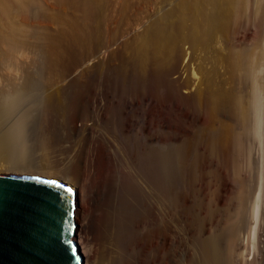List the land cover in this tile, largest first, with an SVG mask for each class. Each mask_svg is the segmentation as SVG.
I'll return each mask as SVG.
<instances>
[{"label": "bare ground", "instance_id": "obj_1", "mask_svg": "<svg viewBox=\"0 0 264 264\" xmlns=\"http://www.w3.org/2000/svg\"><path fill=\"white\" fill-rule=\"evenodd\" d=\"M263 119L264 0H0V173L75 192L81 264H264Z\"/></svg>", "mask_w": 264, "mask_h": 264}, {"label": "water", "instance_id": "obj_2", "mask_svg": "<svg viewBox=\"0 0 264 264\" xmlns=\"http://www.w3.org/2000/svg\"><path fill=\"white\" fill-rule=\"evenodd\" d=\"M49 181L0 173V264H81L71 238L75 192Z\"/></svg>", "mask_w": 264, "mask_h": 264}, {"label": "rangeland", "instance_id": "obj_3", "mask_svg": "<svg viewBox=\"0 0 264 264\" xmlns=\"http://www.w3.org/2000/svg\"><path fill=\"white\" fill-rule=\"evenodd\" d=\"M249 31H250V32H249ZM249 31H248V34H249V35L247 34V37L245 38V41H244V42H246V43L249 41V39H250V37H251L250 33H251L252 31H251V30H249ZM131 32H132V31H127V33L124 34V38H125L126 36H128ZM113 47H114V45H113ZM110 49H111V47H108L107 49H105L106 51H105V50L103 51V53H102L103 57H104V56L106 57V54L109 52ZM107 50H108V51H107ZM95 73H97L95 70L91 71V75L94 74V76H95ZM192 103H193V104H191V105H195V106L197 107V108H196V107L194 108L193 106H192V107L190 106V108H193V109H191V110H193V112H194V109H195V110H196V109L199 110V111L197 110L198 112L196 111L197 113L200 112V109H201V111H202L203 108H201V107L198 108V105H196V103H194V102H192ZM196 112H195V113H196ZM202 112H204V111H202ZM202 112H200V113H202ZM197 113H196V114H197ZM200 113H199V114H200ZM201 115H202V114H201ZM199 116H200V115H199ZM199 120H200V119H199ZM199 120H195V122H194V123L196 124V128H195L194 123H192V125L189 124V125L192 126V127L189 126V128H190L191 130H190L189 128H187V127H188V124H187V127H185L184 129H185V130L188 129V130H186L185 133L183 132L184 135H186V136H184V135L182 136V134H181V137H185V138H187V140H190V139L193 137L194 141H195L196 138H197V140H198V143H197V144H199L198 147L201 146V149H202V148L204 149V147H202V146H204L205 144H207V146H208V144L210 143V144H209L210 146H208V147H210V148H208V149H210L211 151H210V150L208 151L207 146H206V149H207V150H206V149H204V150L207 151V153H206L203 149H202L201 152H200V153H201V156H203V154L205 153V154H204V158H205V160H204V158L202 157L201 162H202V160H204L203 163L205 164V166L203 165V168L205 169V173L207 172L206 174L204 173V176L206 177L207 174L209 175V173H211V172L214 171V170L212 171V169L210 168V166H209L208 169H207L206 164H207V162L210 163V162L212 161V158H213V159H214L215 157L217 158V154H216L217 151H216V149H214L216 152H214V151L212 150V147L215 148V147L211 144L212 142L209 141V143H205V142H207L206 140L209 139V137H210V135L207 136L208 133H206V135H205V132H207V131H205V132L203 131V133H204V134H203L204 137L202 136L203 138H202V137L200 138V136H199L200 132H199V134H198V131H197V130L199 129V131H200L203 127H204V129H207V130L210 129V131L215 130V128H216V126H217V125H215V124H218V123H217V122H218V121H217L218 118H217V119L215 118V120H213V121H207V122H206L207 124H204L205 122H203V121H199ZM206 120H207V119H206ZM206 120H205V121H206ZM196 121L203 122V123H199V124H198V123H196ZM214 121H215V123L213 124ZM208 123H212L213 126H212V127L210 126V128H208V127H209ZM201 124H202V126H201ZM203 124H204V125H203ZM263 124H264V119H263ZM185 125H186V124H185ZM185 125H184V126H185ZM193 125H194V126H193ZM199 125H200V126H199ZM197 126H198V129H197ZM193 127H194V129H193ZM192 130H193V132H195L194 135H193ZM194 130H195V131H194ZM187 131H188V132H187ZM190 131H191V133H189ZM196 131H197V132H196ZM78 133H79V132H78ZM181 133H182V132H181ZM76 134H77V132H73V131H72L71 133H69V136L71 137V140H75V143L73 142V148L78 150V149H79V145H80L79 141L81 142L82 135H81V133H79V137H78V135H76ZM187 134H192L193 136H192V135H187ZM196 134L198 135V137L196 136ZM80 135H81V136H80ZM179 135H180V134H179ZM179 135H178V136L175 135L176 138H177L178 140H179ZM175 136H174V137H175ZM191 136H192V137H191ZM206 136H207V137H206ZM181 137H180V138H181ZM194 137H195V138H194ZM76 138H77V139H76ZM198 138H200V141H201V142H199V139H198ZM210 138H211V137H210ZM262 138L264 139V126H263V137H262ZM182 139H183V138H182ZM193 139H192V140H193ZM76 140H77V141H76ZM180 140H181V139H180ZM192 140H190V142H192ZM197 140H196V141H197ZM184 141H186V140L184 139ZM202 141H203V142L205 141V142H204V145L202 144V143H203ZM263 144H264V141H263ZM195 145H196V143H195ZM211 145H212V146H211ZM76 146H77V147H76ZM199 150H200V147H199ZM202 151H203L204 153H202ZM212 151L216 154V156H215V155H212V154H214ZM206 155H207V156H206ZM211 155H212V157H211ZM208 156H209V159H210V157H211L210 160L207 158ZM213 156H214V157H213ZM263 157H264V155H263ZM206 159H208L209 161H207ZM262 159H263V162H264V158H262ZM205 161H206V162H205ZM203 163H201V164H203ZM209 165H210V164H209ZM201 166H202V165H201ZM263 166H264V164H263ZM205 167H206V168H205ZM209 169H210L211 172L209 171ZM207 170H208V171H207ZM263 170H264V168H263ZM202 171H204V170H202ZM213 173H214V172H213ZM213 173H211V175H212ZM214 174H215V173H214ZM211 175L208 176V177H206V178H211ZM212 176H213V175H212ZM45 179H46V178H45ZM47 179H49V178H47ZM82 181H83V182H82ZM81 183H82V186L80 185ZM83 184H84V185H83ZM79 185H80V186H79ZM77 187H78V190H79L81 196L83 195V193H84L85 196H86V193L88 194V185H87V182H85V180H81V182L79 181ZM83 187H84V188H83ZM80 189H81V190H80ZM85 189H86V190H85ZM86 191H87V192H86ZM84 195H83V196H84ZM263 205H264V204H263ZM262 208H263V207H262ZM263 211H264V210H263ZM262 214H263V215H262V218H263V217H264V213H262ZM263 220H264V218H263ZM262 226L264 227V223H263ZM263 227H261V229H264ZM261 229H260V231H261L263 234L261 233L262 235L260 236V239H261V241H262L263 243H262V242L260 243V246H261V247H260V248H261L260 253L264 256V232H263L264 230L262 231Z\"/></svg>", "mask_w": 264, "mask_h": 264}, {"label": "snow or ice", "instance_id": "obj_4", "mask_svg": "<svg viewBox=\"0 0 264 264\" xmlns=\"http://www.w3.org/2000/svg\"><path fill=\"white\" fill-rule=\"evenodd\" d=\"M49 183H51V184H56V181H49ZM60 188H63L64 189V192L66 193V194H68V196L70 197L71 196V194L73 193V190L69 187V188H65L64 187V185H62V184H60V185H58ZM66 243H68V244H71L72 242L70 241V240H68V241H66ZM74 250V249H73Z\"/></svg>", "mask_w": 264, "mask_h": 264}]
</instances>
